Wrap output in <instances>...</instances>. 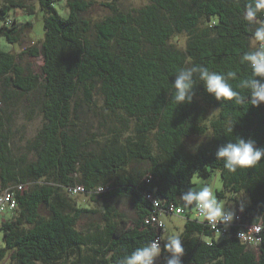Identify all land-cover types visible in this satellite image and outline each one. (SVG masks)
Instances as JSON below:
<instances>
[{
  "label": "trees",
  "instance_id": "trees-1",
  "mask_svg": "<svg viewBox=\"0 0 264 264\" xmlns=\"http://www.w3.org/2000/svg\"><path fill=\"white\" fill-rule=\"evenodd\" d=\"M35 1L44 12L40 47L15 54L0 46V104L2 99L7 103L0 107V190L24 184L15 189L17 207L2 224L0 262L9 255L12 264H120L135 248L161 236L155 264H166L164 230L158 233L145 222L158 211L153 199L162 209L183 206L180 196L194 186V177L208 178L216 171L223 181L218 196L231 192L234 208L243 206V223L264 224V159L252 169L229 173L215 158L235 136L264 148V104L217 101L202 85L191 104L176 106L171 100L177 70L199 66L234 72L230 83L246 94L239 85L251 73L240 59L252 47L254 27L244 20L252 0H149L133 10L112 0L106 3L110 14L96 22L82 16L92 5L87 0H66L68 16L59 13V0ZM14 8L36 11L27 0L0 6V37L10 44L33 25L11 20ZM180 35L187 38L182 46L175 40ZM25 54L43 57L41 74L19 61ZM39 88L43 125L28 150L17 153L9 126L11 101ZM97 93L110 113L125 115L113 137L95 150L86 148L75 127ZM212 109L218 112L210 117ZM210 131L206 144L187 148V137ZM132 160L147 166L127 171ZM78 185L83 192L70 191ZM79 193L104 206L101 221L85 230L79 222L98 210L79 205L72 197ZM242 195L246 198L240 201ZM122 197L131 200L135 219L114 206ZM194 207L186 208L178 234L182 264H264V233L254 249L237 237L238 221L220 235L195 216Z\"/></svg>",
  "mask_w": 264,
  "mask_h": 264
},
{
  "label": "rangeland",
  "instance_id": "rangeland-1",
  "mask_svg": "<svg viewBox=\"0 0 264 264\" xmlns=\"http://www.w3.org/2000/svg\"><path fill=\"white\" fill-rule=\"evenodd\" d=\"M7 0H0V6L6 3ZM91 2L90 8L83 12L82 16L91 19L93 22L103 19L110 14V9L106 6V3L112 0H87ZM149 0H119L118 5L123 10H133L138 9L146 4ZM27 3L35 6L36 11L30 13L21 8H14L11 12L10 19H17L21 23H25L27 20H31L33 25L27 27L21 33V39L18 43L10 44L5 37H0V46L5 50H11L15 54H19L24 51H28L30 47L38 45L40 47L41 40H43L45 35L44 29V12L40 7H38L37 1L27 0ZM56 7L62 16L69 15V8L66 6V0H59L56 3ZM175 40L179 45H184L187 38L184 35L175 37ZM173 42V41H172ZM253 44V41H252ZM19 61L29 68H31L36 73L42 72V66L44 64L42 56H33L30 54H25L19 57ZM42 96V89L31 93L30 95L17 94L16 98L11 101L10 106L13 111L11 118L10 132L12 135V140L14 141V148L17 153H23L28 150V143L31 141L38 130L43 125V116L37 109V100ZM95 103L91 106H85V108L80 113V118L76 120V131L81 135V139L85 143L86 148L95 150L99 149L104 145L105 140L109 137H113L115 128L119 127L121 124V119L124 117L122 111H117V114L110 113L105 107L102 96L97 93L94 97ZM0 107L4 108L7 104L4 99L1 100ZM218 112L217 109H212L210 111V117ZM152 137V142L155 147L154 138ZM212 137L211 131L208 134L199 136L194 135L186 138V146L189 150H196L199 145L206 144ZM13 145V144H12ZM33 157V154H30ZM147 166L146 162H139L132 160V162L126 167L127 171H132L135 168H141ZM194 186L192 188H198L202 184H208L213 187L217 198L226 207H235L234 201L230 199L232 195L231 192H227V196L220 198L217 191L223 188V181L219 171L214 172L208 178L194 177ZM76 199L79 205L84 207H89L97 209V214H87L81 219L78 227L85 230L92 221H101V211L104 209L103 203L100 200H94L89 197L86 193H79L72 195ZM245 195L240 197V201L245 200ZM114 206L126 214L130 219L136 218V211L128 197H122L113 202ZM43 213L47 212L44 207L41 208ZM10 211L5 212V214L0 215V245H5L4 239V229L2 227L4 219L8 218ZM163 221L165 223V229L163 232V238L166 241L169 235H178L185 224L186 218L183 215L177 214H164ZM0 264H12L9 255L0 262ZM195 264V263H189Z\"/></svg>",
  "mask_w": 264,
  "mask_h": 264
},
{
  "label": "clouds",
  "instance_id": "clouds-1",
  "mask_svg": "<svg viewBox=\"0 0 264 264\" xmlns=\"http://www.w3.org/2000/svg\"><path fill=\"white\" fill-rule=\"evenodd\" d=\"M261 15H264V0H252L246 7L244 20L254 27L251 36L253 44L240 59V63L247 65L251 73L250 78L242 80L239 85L246 94L242 95L230 83L236 75L234 72L222 74L204 66L180 68L175 74L174 83L171 84V100L176 106L193 103L197 85H202L206 93L217 101L247 103L255 107L264 104V20L259 19ZM215 158L216 161L222 162L229 173H236L238 170L256 167L264 159V148L257 147L252 139L245 140L235 136L233 140L217 149ZM180 200L185 208L195 206L200 217L212 225H223L227 228L236 218V209L232 206L226 207L217 198L213 187L208 184L188 189L182 193ZM243 210L241 206L240 211ZM255 230L259 231L260 228L256 227ZM164 251L170 254L166 264H182L184 248L179 235L167 237ZM161 252L160 240H152L125 255L120 264H155Z\"/></svg>",
  "mask_w": 264,
  "mask_h": 264
},
{
  "label": "built area",
  "instance_id": "built-area-1",
  "mask_svg": "<svg viewBox=\"0 0 264 264\" xmlns=\"http://www.w3.org/2000/svg\"><path fill=\"white\" fill-rule=\"evenodd\" d=\"M261 20H264V15ZM16 188L23 189L24 184H18L16 186L7 187L5 189L0 190V215L4 214L7 211L14 210L17 207V199H16V192H15ZM102 189L103 188H101V190ZM70 191L73 193L83 192L84 187L82 185H78V186L70 188ZM153 202H154V205L158 207V211L146 217L145 222L153 225L157 229L158 233H160L161 230L165 229V223L162 218L164 214L171 213V214H177V215H184L186 213V208L182 205H179V206L172 205L170 209H162L160 208V203L158 200L153 199ZM236 213L237 214H236V218L234 219V221L230 224L229 227L224 228L223 225H212L204 221L200 217L198 210L194 207L195 216L202 222L209 224V226L217 234H220V235H224L230 229V227L236 224V222L238 221V223L241 225V228L239 229L237 233V237L242 242L246 243L247 245H251L254 249H258V246L261 242V237H262L261 235L262 233H264V224L262 222L253 223V226H252L251 223H243L242 222V212L240 211V207L236 210ZM256 227H259L260 230L256 231L255 230ZM239 233H242V235H239ZM157 239L160 240V244H161V241H162L161 236H158L155 238V240Z\"/></svg>",
  "mask_w": 264,
  "mask_h": 264
}]
</instances>
